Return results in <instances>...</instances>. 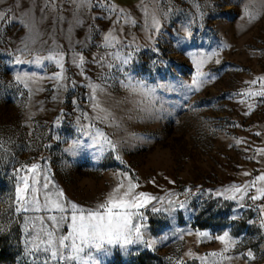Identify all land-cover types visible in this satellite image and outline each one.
Instances as JSON below:
<instances>
[{
	"label": "rangeland",
	"instance_id": "374dc122",
	"mask_svg": "<svg viewBox=\"0 0 264 264\" xmlns=\"http://www.w3.org/2000/svg\"><path fill=\"white\" fill-rule=\"evenodd\" d=\"M0 11V264H264V198H249L264 188V0H0ZM25 175L40 212L17 211ZM133 184L155 199L132 210V243H57L55 260L36 247L42 228L70 230L42 217L103 211Z\"/></svg>",
	"mask_w": 264,
	"mask_h": 264
},
{
	"label": "snow or ice",
	"instance_id": "6c2138e0",
	"mask_svg": "<svg viewBox=\"0 0 264 264\" xmlns=\"http://www.w3.org/2000/svg\"><path fill=\"white\" fill-rule=\"evenodd\" d=\"M17 6L19 5V0H16ZM8 18L7 14L0 11V22L5 21ZM106 41L110 42L109 37H105ZM51 59V58H50ZM62 59V57H61ZM127 62V61H123ZM57 64L60 61L57 60ZM62 68L63 65L61 64ZM56 79H60V75L57 74ZM255 83V81L253 82ZM254 95H264L262 93H254ZM264 151V150H262ZM27 172L35 173L36 166L33 165L32 168L28 169ZM245 175H249L245 173ZM258 180L264 181V175H260ZM22 186L17 187L16 195L18 201L23 205V208H18L17 211L27 212L29 210L34 212H40L41 208L38 206L40 201L37 197L36 184L39 183L38 180L33 176L31 181L27 175L21 177ZM253 187H255V182H253ZM43 188H47V184L42 185ZM123 185L116 189V192L120 191ZM247 187V186H244ZM136 185H131L123 194L117 198L115 194L109 197L106 203L99 205L100 209L103 211H89L85 214V210H77V206L73 204L71 206V215L61 216L59 219L57 216L52 215L48 217H42L41 223L46 219L49 222H53V227H57L60 221L63 220L67 223L69 231L67 235L54 236L53 232L47 231V229H41L47 239H41L39 244L36 246L38 249L41 245H47L43 248V252H51V259H57V250H53L55 245L58 243L59 248L68 251L69 249L74 253H80L84 251L85 246H94L96 248H103L104 244L109 245L113 243H118L123 240L125 244L132 243V239L129 238V233L134 229L137 238L140 237L141 226L133 223V216L138 215V213L132 211L134 209H140L146 207L155 197L148 196L145 193L134 194V189ZM234 193H242L243 188L235 187L233 189ZM258 195H251L249 198L252 200H258L264 198V188H256ZM231 199H236L233 195ZM47 207V206H46ZM55 209L56 211L63 213L67 211L61 203H54L48 210ZM79 212V214H77ZM228 233L225 232L223 236L217 237L222 242L226 241ZM36 239H39V233ZM251 256V254H249ZM59 259H72L75 260V256L64 257L61 255Z\"/></svg>",
	"mask_w": 264,
	"mask_h": 264
},
{
	"label": "trees",
	"instance_id": "16d2710c",
	"mask_svg": "<svg viewBox=\"0 0 264 264\" xmlns=\"http://www.w3.org/2000/svg\"><path fill=\"white\" fill-rule=\"evenodd\" d=\"M7 241H8V239L0 238V262H7L8 261V254L6 252ZM139 264H144V263L140 262Z\"/></svg>",
	"mask_w": 264,
	"mask_h": 264
},
{
	"label": "crops",
	"instance_id": "0c3cea01",
	"mask_svg": "<svg viewBox=\"0 0 264 264\" xmlns=\"http://www.w3.org/2000/svg\"><path fill=\"white\" fill-rule=\"evenodd\" d=\"M113 1L117 3H121V4H128V3L135 2L137 0H113Z\"/></svg>",
	"mask_w": 264,
	"mask_h": 264
}]
</instances>
